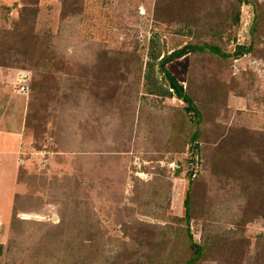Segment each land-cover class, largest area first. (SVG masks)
Masks as SVG:
<instances>
[{
	"label": "rangeland",
	"instance_id": "374dc122",
	"mask_svg": "<svg viewBox=\"0 0 264 264\" xmlns=\"http://www.w3.org/2000/svg\"><path fill=\"white\" fill-rule=\"evenodd\" d=\"M19 1L0 0V29L17 20ZM153 1L84 0L82 13L61 19L60 0H39L37 31L51 35L50 50L63 66L45 79L43 71L32 68H0V264H106L121 254L124 264L142 263L150 245L144 226L156 227L154 235L161 240L163 228L184 216L190 174L211 195L190 222L193 239L200 242L205 228H236L234 216L241 204L235 199L237 190H219L201 144L194 155L188 148L172 153L167 147L173 109L183 104L168 90L157 64L190 41L195 29L176 20L156 21ZM208 1L200 0L194 8L204 21L213 15L210 5L202 7ZM192 7L193 0H187L188 15ZM251 17L250 8L242 6L237 23L230 21L226 29L227 20L220 19L211 38L233 52L248 42ZM260 41L263 47L264 39ZM166 69L184 88L201 93L204 106L211 104L206 88L217 89L222 79L226 109L216 102L211 113L206 110L209 122L227 131L264 134L261 59L245 56L225 65L186 56ZM84 74L89 82L113 76L119 90L101 101L90 85L78 86ZM38 81L54 84L57 101L44 103L45 129L36 133L31 128L37 124L35 108L29 106L35 101L32 84ZM22 85L26 94L18 93ZM245 150L251 159L262 157L254 147ZM244 229L252 249L264 238V216ZM133 235L138 239L132 240ZM73 239L90 244L86 260L68 249ZM200 264L219 263L207 257Z\"/></svg>",
	"mask_w": 264,
	"mask_h": 264
},
{
	"label": "trees",
	"instance_id": "16d2710c",
	"mask_svg": "<svg viewBox=\"0 0 264 264\" xmlns=\"http://www.w3.org/2000/svg\"><path fill=\"white\" fill-rule=\"evenodd\" d=\"M199 1L193 0L190 15L187 11V0L153 1L152 8L156 21L176 20L195 29L190 41L157 64L160 76L167 81L168 90L177 101L183 104L182 107L173 109L168 137L171 144L167 147L172 153H183L188 148V151L194 155V151L201 144L200 152L202 151L203 157L213 166L214 175L218 176L216 182L218 180L219 190L228 188L237 190L235 199L241 204L238 213L234 216L233 224L236 228H223L215 232L205 228L200 242L197 243L193 239L190 222L195 214L204 211L207 200L210 203L211 195L207 194L205 184L200 180L192 179L190 174L183 204L184 216L175 219L168 229L163 228L161 240H157L154 235L157 233L156 227L144 226L150 235L149 253L145 254L142 263L139 264H200L207 257L216 259L219 264H264V238H259L250 249L251 244L244 234L247 224L264 216V134L244 129L227 131L216 125L214 121L209 122V113L216 102L219 108L226 109L227 86L222 79L217 89L206 88L211 93L209 99L211 104L205 103L204 106L201 93H198L196 89L194 91L184 88L166 69L167 65L186 56L208 57L225 65L245 56L256 57L264 62V46L260 47L263 45L260 39H264V3L258 0H211L202 6L206 9L210 5L209 10L213 14L204 21L200 17L201 14L200 16L194 14V8ZM19 2L21 11L17 20L10 27L0 29V68L20 71L31 68L40 70L43 71L42 79L54 76L61 70L63 62L56 59L57 55L50 50L51 35L37 31L39 0H20ZM60 4L61 19L83 12L84 0H60ZM242 6L249 7L251 10L248 42L238 45L233 52H229L221 41L211 38V32L215 29L214 25L217 21L218 24L220 23V19L227 20L226 29L231 27L230 21L231 24H236ZM214 17L216 20H213ZM218 28L222 30V26ZM114 67L112 66L110 70L113 71ZM117 80L113 76L105 79L99 76L97 81L89 82L84 74L78 86L83 88L84 85H90L91 93L101 101H106L119 90ZM53 85H46L42 81L32 84L35 101L30 104L29 109L35 108L37 124L31 125V128L35 129L36 133L45 129L42 113L47 107L44 103L57 101L56 88ZM149 94L152 95V93ZM168 96L171 95L168 94ZM206 110L209 112L207 115ZM38 115H42L41 120ZM249 141L254 144L250 146ZM206 143L207 146H203ZM251 147L258 150L256 153L262 157L254 155V159H251L249 155H244L247 151L245 149ZM258 161L261 165H257ZM145 233L148 234V232ZM84 234L88 235V232ZM137 239L138 236L133 235L132 240ZM90 248V244L88 245L82 239H73L68 244V249L84 260L91 253ZM125 260L127 259H124V254H121L106 264H124Z\"/></svg>",
	"mask_w": 264,
	"mask_h": 264
},
{
	"label": "water",
	"instance_id": "95a60500",
	"mask_svg": "<svg viewBox=\"0 0 264 264\" xmlns=\"http://www.w3.org/2000/svg\"><path fill=\"white\" fill-rule=\"evenodd\" d=\"M22 79H25L26 78V75H21ZM22 218L28 220V219H34V220H39V221H48L49 220V217H38V216H32V215H21ZM52 221L54 223H56L58 221V217L56 215H53L52 216Z\"/></svg>",
	"mask_w": 264,
	"mask_h": 264
},
{
	"label": "built area",
	"instance_id": "2783aa9c",
	"mask_svg": "<svg viewBox=\"0 0 264 264\" xmlns=\"http://www.w3.org/2000/svg\"><path fill=\"white\" fill-rule=\"evenodd\" d=\"M27 92H28V88L26 86H23V85L18 90L19 94H26ZM39 153H41V156L44 157L43 152H39Z\"/></svg>",
	"mask_w": 264,
	"mask_h": 264
},
{
	"label": "crops",
	"instance_id": "0c3cea01",
	"mask_svg": "<svg viewBox=\"0 0 264 264\" xmlns=\"http://www.w3.org/2000/svg\"><path fill=\"white\" fill-rule=\"evenodd\" d=\"M1 136H2V135L0 134V149L4 146V145L2 144V142H1ZM3 149H5V148H3ZM2 151H4V150H1L0 153H1V154H4Z\"/></svg>",
	"mask_w": 264,
	"mask_h": 264
}]
</instances>
